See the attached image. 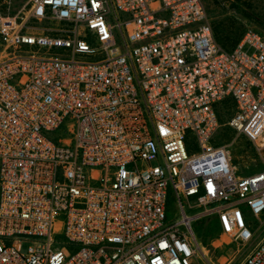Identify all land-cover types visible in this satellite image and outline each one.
Listing matches in <instances>:
<instances>
[{"label":"built area","instance_id":"obj_1","mask_svg":"<svg viewBox=\"0 0 264 264\" xmlns=\"http://www.w3.org/2000/svg\"><path fill=\"white\" fill-rule=\"evenodd\" d=\"M0 42V264H206L207 216L252 239L264 169L212 140L227 100L264 163L260 33L222 49L201 0H25Z\"/></svg>","mask_w":264,"mask_h":264},{"label":"rangeland","instance_id":"obj_2","mask_svg":"<svg viewBox=\"0 0 264 264\" xmlns=\"http://www.w3.org/2000/svg\"><path fill=\"white\" fill-rule=\"evenodd\" d=\"M25 0H12L6 5L0 0V15L18 13ZM210 25L216 37L240 38L245 29L251 28L264 37V0H201ZM217 43V42H216ZM222 49L226 50L217 43ZM5 54L0 42V60ZM220 113V124L212 142L214 144L232 143L230 155L232 165L237 174L244 176L264 169V163L255 151L251 142L244 136L235 137L234 132L226 125L233 111V104L227 100L217 104ZM63 134V133H62ZM58 135V133H56ZM53 136H55L53 134ZM264 157V152L262 153ZM179 217V208L169 200L167 218L174 220ZM255 229L254 235L247 243L237 242L222 234L214 216L203 217L192 222V229L199 242V252L206 264H240L248 252L264 237V217L256 220L249 216L248 221ZM211 230V231H209ZM204 264V263H203Z\"/></svg>","mask_w":264,"mask_h":264},{"label":"trees","instance_id":"obj_3","mask_svg":"<svg viewBox=\"0 0 264 264\" xmlns=\"http://www.w3.org/2000/svg\"><path fill=\"white\" fill-rule=\"evenodd\" d=\"M214 38H215V33H214ZM216 38L217 39H215V41L217 43H219L220 45H222L223 47H227V45H228L226 50L233 49L239 40V38H237V39L232 38L231 39V37H229L228 34L225 37H216ZM220 119H221V117H220V113H219V124H220ZM169 200H171V199H169ZM214 220H215L217 226L219 227V223H218L217 218L215 216H214ZM209 231H211V230H209Z\"/></svg>","mask_w":264,"mask_h":264}]
</instances>
